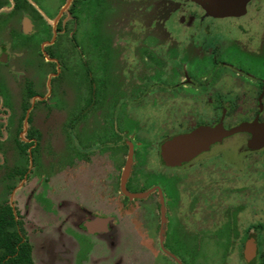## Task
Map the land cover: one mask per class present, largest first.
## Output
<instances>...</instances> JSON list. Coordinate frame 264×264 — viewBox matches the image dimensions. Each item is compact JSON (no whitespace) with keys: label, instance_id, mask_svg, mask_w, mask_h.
Segmentation results:
<instances>
[{"label":"flooded vegetation","instance_id":"flooded-vegetation-1","mask_svg":"<svg viewBox=\"0 0 264 264\" xmlns=\"http://www.w3.org/2000/svg\"><path fill=\"white\" fill-rule=\"evenodd\" d=\"M226 2L221 11L214 0H65L58 9L55 0H0V167L17 180L10 190L43 169L35 111L64 70L80 82V102L64 124V158L51 160L49 149L44 159L64 173L63 223L111 247L122 236L156 239L176 264H187L186 237L191 264H264V146L248 149L252 134L237 132L179 166L161 154L200 126L264 123V0ZM30 56L48 77L42 94L20 91ZM8 83L19 92L11 103ZM234 136L236 155L224 148ZM233 157L256 158L255 170L233 169ZM30 198L21 196V214L2 202L28 243Z\"/></svg>","mask_w":264,"mask_h":264},{"label":"rangeland","instance_id":"rangeland-1","mask_svg":"<svg viewBox=\"0 0 264 264\" xmlns=\"http://www.w3.org/2000/svg\"><path fill=\"white\" fill-rule=\"evenodd\" d=\"M64 1L55 0L56 9ZM114 17V15H107L104 18L103 25L112 21ZM36 58L30 56L28 63L24 65L21 93L25 88L41 94L48 90L46 71L37 67ZM26 67L27 69L25 70ZM79 83L72 77L66 76L64 70H62L59 79H52L50 91L48 90L47 92L51 96L50 100L47 105L36 109L34 119L35 125L43 134V147H40L41 151L39 154V166H42L43 169L34 165L26 178V182L21 187L10 190L15 186L17 180L6 177L3 171L5 166L0 167V204L4 200L9 199L13 206L17 207L19 213V211H22L24 204V201H21V196H27L31 193L28 203V217L25 222L27 223L26 236L32 248L31 256L35 264H149L145 257V251L148 252V247L154 249L152 258L153 261H156V264H159L160 259L164 258L156 251L158 249L156 239L152 242L144 241L143 239L134 242L133 238L125 239L122 236L115 242V246L111 247L107 242L93 241L90 237L85 236L84 233L72 227L70 223H63L62 217L65 211L63 209L58 210L56 203L59 200L63 201L67 195L64 186V173L62 170H55V161H51V164L47 165L44 159L49 149L50 153L54 155L51 160L61 162L64 158V147L61 141L62 133L67 117L79 106L81 96ZM112 85L113 81H110V91L112 90ZM8 91L7 102L17 101L18 91L15 88H11L10 83H8ZM11 112L12 114L16 112L15 107L12 108ZM239 137L234 136L227 139V142L225 141L224 148L228 149V152L233 155H236L237 146H233L232 142L238 140ZM250 154H255V152H250ZM232 159V164L235 165L233 169L255 170V167L252 166L256 165L253 162L256 158H247L245 161H240L241 157H233ZM217 168H220V166L205 162V166L202 169ZM197 169L199 170L200 167H192L191 170H187L184 173L185 181H192L194 171ZM47 179L49 182H46ZM31 187L35 189L34 192ZM45 188L51 189L48 191L49 193H46L49 199L44 197ZM188 212L190 216L191 212ZM31 224H33V227ZM183 243L185 252L188 253H185L184 259H186L187 264H191L192 240L190 237H186ZM164 260L163 264H176L168 258ZM181 260L183 261V259Z\"/></svg>","mask_w":264,"mask_h":264},{"label":"water","instance_id":"water-1","mask_svg":"<svg viewBox=\"0 0 264 264\" xmlns=\"http://www.w3.org/2000/svg\"><path fill=\"white\" fill-rule=\"evenodd\" d=\"M219 4L221 11L228 9L226 0H214ZM27 119V116H26ZM237 132L252 134L247 143L248 149H257L264 146V123H241L240 125L225 129L222 125L215 127L200 126L188 133L174 136L161 146L162 160L166 165L179 166L191 161L197 155L209 150L211 145L221 142Z\"/></svg>","mask_w":264,"mask_h":264},{"label":"trees","instance_id":"trees-1","mask_svg":"<svg viewBox=\"0 0 264 264\" xmlns=\"http://www.w3.org/2000/svg\"><path fill=\"white\" fill-rule=\"evenodd\" d=\"M16 221L9 204H0V264H34L31 246L15 228Z\"/></svg>","mask_w":264,"mask_h":264}]
</instances>
